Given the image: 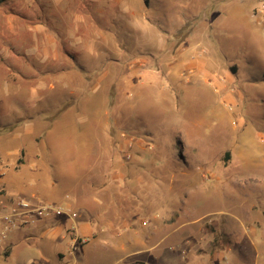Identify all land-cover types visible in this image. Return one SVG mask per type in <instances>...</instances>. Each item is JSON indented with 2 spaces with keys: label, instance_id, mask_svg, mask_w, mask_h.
<instances>
[{
  "label": "rangeland",
  "instance_id": "obj_1",
  "mask_svg": "<svg viewBox=\"0 0 264 264\" xmlns=\"http://www.w3.org/2000/svg\"><path fill=\"white\" fill-rule=\"evenodd\" d=\"M40 24L7 20L0 39L19 62L0 79V126L13 129L0 128V201L52 194L73 209L79 197L141 239L160 223L158 250L175 264H264V0H134L82 20V56L60 50L76 72L88 65L69 85ZM25 247H0V264H23Z\"/></svg>",
  "mask_w": 264,
  "mask_h": 264
},
{
  "label": "crops",
  "instance_id": "obj_2",
  "mask_svg": "<svg viewBox=\"0 0 264 264\" xmlns=\"http://www.w3.org/2000/svg\"><path fill=\"white\" fill-rule=\"evenodd\" d=\"M157 1L158 3L160 2V0ZM137 2L143 5L148 0H137ZM133 3L134 0H1L0 39L3 37V33H6L3 29L7 20L11 26L9 29L12 31L17 26H20L22 30H31V25L41 23L39 26L36 25L42 31H39L37 36H40V38L47 37L49 44L58 43L57 51L52 52V50L46 48L45 54L48 56H51L52 53L55 54L56 59L62 60L66 68L69 67L68 70L63 68L64 73L58 75V83L64 82L63 84L69 85L65 79L71 74L73 76L75 74L80 75L81 68L87 67L88 65L86 62L85 66L80 64V71L76 72L75 68L68 65V57L71 59L70 54L67 51L64 54L60 50H62V47L64 49L68 48L70 52H76L82 56L81 37L86 34H82L80 27L81 21L92 19L111 20L113 14L125 15L128 12V7ZM5 4H8L9 8L1 9ZM27 5L35 10V13L33 12L34 14L26 15L23 11L20 13L16 9L19 6L25 8ZM34 5H37L40 10L35 8ZM119 19L122 18L120 17ZM53 29H55L57 39L53 38ZM104 30L105 28L103 27L97 28L95 30L96 32H89V35L103 37L106 35ZM92 43L95 46L96 42L93 41ZM60 44H62L61 47ZM93 44L90 49L91 53H95ZM1 46L0 42V79L7 81L14 70L11 65H14V63L17 65L19 62L13 56H9L8 58V54H10L8 49L5 53H1ZM10 48L13 49L16 55H19V46L13 44V41L10 43ZM11 49H9L10 52H12ZM59 53H61V56ZM107 54L104 51V55ZM101 63L103 67L105 63ZM72 96L74 97V95ZM73 99L77 102L80 99V95ZM66 105L70 106L68 109L70 115H74L75 104L73 106L70 104ZM14 106L18 105L14 104ZM20 106L26 107L25 104ZM14 112L17 114V117H22L18 110H14ZM77 114L78 117H81L79 112ZM2 127L0 126L2 132L13 131V129L9 128H5V131ZM72 129L75 132V126ZM77 148H80V145ZM16 154L17 151L15 149L7 151L8 156H15ZM77 159V157L75 158L73 156L66 157V155L62 154L57 155V163L60 166L66 165L67 163L76 164ZM17 193L23 194L20 191ZM27 198L33 199L32 197ZM75 198H77L76 201L78 204ZM45 199L47 201L51 200L56 204H64L67 202H60L62 199L52 194L46 195ZM45 199L43 200L46 201ZM71 199L73 200L72 204L76 206L72 210L78 213V217L75 220L67 217L56 218L41 222L36 226L13 231L2 246L6 250L5 254L9 255L14 249L26 246L24 249L25 261L23 264H129V262L130 264H175L171 257L166 256L158 250L160 245L169 239V235H161L160 230L162 228L160 223L155 224V227L153 229L151 228L145 234L144 239H141L136 233V226L128 220L118 219L105 221L95 215V212L98 213V209H102L103 211L105 209L104 206H96L93 210L92 207L81 201L79 197L72 196ZM97 199L95 198L94 201H97ZM109 209L112 210L113 208L109 206ZM178 243L177 241H170V245ZM183 257L187 259V257Z\"/></svg>",
  "mask_w": 264,
  "mask_h": 264
},
{
  "label": "built area",
  "instance_id": "obj_3",
  "mask_svg": "<svg viewBox=\"0 0 264 264\" xmlns=\"http://www.w3.org/2000/svg\"><path fill=\"white\" fill-rule=\"evenodd\" d=\"M67 217L75 220L78 213L69 207L39 198L0 201V247L13 231L36 226L41 222Z\"/></svg>",
  "mask_w": 264,
  "mask_h": 264
},
{
  "label": "trees",
  "instance_id": "obj_4",
  "mask_svg": "<svg viewBox=\"0 0 264 264\" xmlns=\"http://www.w3.org/2000/svg\"><path fill=\"white\" fill-rule=\"evenodd\" d=\"M0 2H1V0H0ZM6 127H8V126H6ZM10 129V128H9ZM12 129V128H11Z\"/></svg>",
  "mask_w": 264,
  "mask_h": 264
}]
</instances>
